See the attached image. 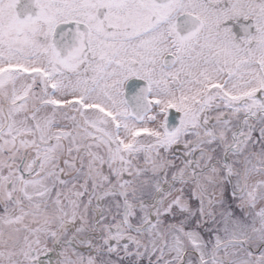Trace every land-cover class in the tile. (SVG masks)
<instances>
[{"label":"snow or ice","instance_id":"6c2138e0","mask_svg":"<svg viewBox=\"0 0 264 264\" xmlns=\"http://www.w3.org/2000/svg\"><path fill=\"white\" fill-rule=\"evenodd\" d=\"M0 264H264V0H0Z\"/></svg>","mask_w":264,"mask_h":264}]
</instances>
